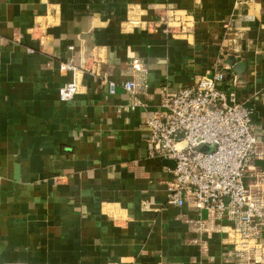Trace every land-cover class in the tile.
Masks as SVG:
<instances>
[{"label": "crops", "instance_id": "0c3cea01", "mask_svg": "<svg viewBox=\"0 0 264 264\" xmlns=\"http://www.w3.org/2000/svg\"><path fill=\"white\" fill-rule=\"evenodd\" d=\"M182 14L188 38L139 27ZM69 59L107 82L81 70L79 93L61 102ZM133 61L138 96L122 88ZM215 69L264 143V0H0V264H236L232 227L168 204L172 169L146 144L163 93ZM262 171L256 162L245 184Z\"/></svg>", "mask_w": 264, "mask_h": 264}, {"label": "built area", "instance_id": "2783aa9c", "mask_svg": "<svg viewBox=\"0 0 264 264\" xmlns=\"http://www.w3.org/2000/svg\"><path fill=\"white\" fill-rule=\"evenodd\" d=\"M159 17L137 23L146 32L174 39L192 35L190 16ZM127 23L135 24L132 20ZM87 60L97 65L99 58L91 53ZM85 63L78 67L69 59L59 64V71L75 74L82 70L107 82L106 73ZM141 73L138 62L133 61L132 76L122 84L131 96H138L146 88ZM224 81L223 71L215 69L197 76L189 87L165 91L144 122L147 149L152 157L174 162L166 182L168 204L182 207L191 202L218 222L225 220L232 227L236 264H264V171L252 175V181L245 184L255 163L264 162V143L251 123L252 109L237 103L233 92L224 91L220 87ZM108 83L109 94L114 95V85ZM75 94L73 83L65 85L59 91V100L69 101ZM140 105L137 102L135 107ZM201 146L209 150L201 151ZM195 224L197 230L204 231L203 222Z\"/></svg>", "mask_w": 264, "mask_h": 264}, {"label": "water", "instance_id": "95a60500", "mask_svg": "<svg viewBox=\"0 0 264 264\" xmlns=\"http://www.w3.org/2000/svg\"><path fill=\"white\" fill-rule=\"evenodd\" d=\"M227 65L230 67V68H233V71L236 73L237 76L240 75V73H242L244 71V65H240V64H237L236 63V60L234 57L232 56H229L227 58V61H226ZM72 75V74H71ZM85 76V75H84ZM73 77H74V81H73V84H74V87L76 89V94L79 93L78 92V89H79V78H80V75L79 74H73ZM200 150L201 151H208L209 149L207 147H203L201 146L200 147ZM163 162V165L167 166V167H170L171 169L174 168V162L173 161H169V160H162Z\"/></svg>", "mask_w": 264, "mask_h": 264}]
</instances>
